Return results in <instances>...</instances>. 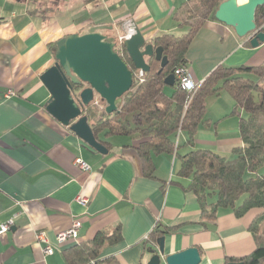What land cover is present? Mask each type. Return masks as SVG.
<instances>
[{"label":"crops","instance_id":"0c3cea01","mask_svg":"<svg viewBox=\"0 0 264 264\" xmlns=\"http://www.w3.org/2000/svg\"><path fill=\"white\" fill-rule=\"evenodd\" d=\"M30 1L50 6L42 11L20 7ZM185 1L0 0V226L13 221L0 236V264H69L65 250L90 243L100 233L119 234V238L106 241L91 264L110 258L118 264H148L158 244L153 247L145 237L158 224L168 228L163 235L166 254L197 247L200 264H226L227 258H242L256 250L250 227L261 210L237 217L224 208L214 221L205 223L196 196L177 184L189 182L177 176L179 152L152 151L155 173L147 178L136 151L145 139L137 134L116 136L136 138L135 143L118 147L110 140L114 137H103L111 144L104 155L46 110L51 94L41 76L56 63L54 44L59 40L83 35L94 26L113 27L107 29L110 35L103 33L108 37L122 36L123 25L126 30L138 27L147 43L164 34L181 36L188 28L180 26L173 13ZM5 5L14 9L6 11ZM78 15L80 19L69 20ZM247 41L233 28L208 20L186 56L197 85L219 66L264 67V42L254 48ZM173 87L166 85L165 93L171 95ZM10 90L13 95H8ZM222 93L216 94L219 101ZM208 98L195 147L185 146L188 133L182 131V138L181 134L172 137L175 147L184 145L183 155L208 149L232 156L233 149L242 145L239 119L232 117L236 103L232 98L233 103L223 102L225 110L211 112ZM77 159L91 169L83 170ZM79 196L89 203L82 205ZM75 219L81 221L78 239L57 247L56 235L68 230ZM41 234L47 242L39 240ZM48 243L55 249L51 255L44 253Z\"/></svg>","mask_w":264,"mask_h":264},{"label":"trees","instance_id":"16d2710c","mask_svg":"<svg viewBox=\"0 0 264 264\" xmlns=\"http://www.w3.org/2000/svg\"><path fill=\"white\" fill-rule=\"evenodd\" d=\"M224 1L227 0L183 2L174 11L173 19L180 26L187 27L188 31L181 36L160 35L148 42L154 48H163L168 65L161 69V63L155 57L149 58L150 71L146 73L145 80L140 83L134 77V86L123 97L118 112L107 114L106 102L100 97L103 109L93 102L88 107L82 106V112L87 116L96 139L108 149L111 144L103 137L137 134L145 139L136 147V151L142 161L144 176L153 178L155 166L152 151L156 154H174L176 147L172 137L179 131L188 133L186 145L195 147L197 128L206 113V99L220 91L230 94L236 103L233 115L239 117L242 145L233 149L230 158L208 149H195L179 155L177 176L189 182L186 185L177 184L196 196L205 223L214 221L220 209L229 208L237 217H243L253 209H260V214L250 227L257 243L256 250L242 258H227L226 264H264V67L219 66L192 94L178 84L172 88L171 95L164 91L165 79L174 74L177 68L187 67L186 56L190 45L208 20H216V11ZM255 22L257 30L264 32V6L257 9ZM253 35L254 32L244 38L248 40L247 44L250 45ZM116 51L134 71V75H137L139 71L134 68L124 44L117 41ZM244 72L254 75L256 80L244 77ZM79 92L80 89L74 87L73 95L76 99L79 98ZM246 174L250 176L246 177ZM167 232L168 228L158 224L149 234V239L156 244ZM118 238L119 234L117 237L115 234L100 233L90 243L65 250V258L69 264H91L100 256L106 241ZM99 264L118 262L110 258Z\"/></svg>","mask_w":264,"mask_h":264},{"label":"water","instance_id":"95a60500","mask_svg":"<svg viewBox=\"0 0 264 264\" xmlns=\"http://www.w3.org/2000/svg\"><path fill=\"white\" fill-rule=\"evenodd\" d=\"M264 6V0H227L220 4L215 18L235 30L240 38L254 32L251 45L259 47L264 42V32L257 30L256 12ZM113 27L94 26L83 35H68L57 42L56 63L41 76L51 96L46 110L61 124L69 127L80 139L101 154H108L107 147L98 141L83 115L82 106L88 107L96 98L106 102L105 111L113 114L119 111L123 97L132 90L135 75L130 66L117 53L116 37H108L101 31ZM122 32H126L123 25ZM136 70L150 71L148 59L155 57L161 69L168 65L163 48H154L147 43L138 27H134L129 38L123 42ZM167 86H175L174 74L165 79ZM74 87L80 89L79 98L73 95ZM158 249L151 250L153 256L148 264H200L202 255L197 247H191L174 254H166L165 237L157 241ZM229 264H244L231 262Z\"/></svg>","mask_w":264,"mask_h":264},{"label":"built area","instance_id":"2783aa9c","mask_svg":"<svg viewBox=\"0 0 264 264\" xmlns=\"http://www.w3.org/2000/svg\"><path fill=\"white\" fill-rule=\"evenodd\" d=\"M133 30H134V28H133ZM133 30H126V32H123V35L119 36V41L121 43H123L127 38H129V36L131 35ZM145 75H146V73L144 71L139 70V73L137 75H135V77L137 78V80L140 83H142L145 80ZM174 75L176 78V84H178V86L180 88L187 91L188 93L192 94V92L197 88L198 85L194 81L193 76L187 67L177 68L174 72ZM9 94L13 95L14 92L12 90H10L8 92V95ZM188 103H189V101H188ZM186 107H187V105H186ZM76 164L79 165L85 171H89L91 169L90 166L85 161H83L81 159H77ZM77 199L82 205H87L89 203L88 198H84V197L79 196ZM12 225H13V221H9L6 224H2L0 226V236H3L4 234H6L10 230ZM80 228H81V221L75 219L73 222V225L68 230L62 231L56 235V243H55L56 246L61 247L62 245L66 244L68 242L77 240ZM149 237H150L149 235L146 236L145 240L148 243H150L153 247H156L157 244L152 243L150 241ZM39 240L47 242V240L43 236V234H41L39 236ZM54 251H55L54 246H52L49 243L44 247V253L47 255L53 254Z\"/></svg>","mask_w":264,"mask_h":264},{"label":"rangeland","instance_id":"374dc122","mask_svg":"<svg viewBox=\"0 0 264 264\" xmlns=\"http://www.w3.org/2000/svg\"><path fill=\"white\" fill-rule=\"evenodd\" d=\"M47 6H50V5H47ZM47 6H41V5H35V4H33V2L32 1H30V2H25V3H23V5H20V7H22V8H26V9H30V10H35V11H39V10H43L45 7H47ZM20 7H18V8H20ZM4 8H6V11H12V9H14V5H5L4 6ZM56 17H60V18H63V19H68L70 16H54V19H56ZM80 15H78V17L76 18V17H72L71 19H69L70 21H73V20H75V19H80ZM79 21V20H78ZM78 24V23H77ZM66 27H68V26H66ZM67 30H68V28H67ZM69 31V30H68ZM101 32H103L104 34L106 33V35H110V31L109 30H103V31H101ZM115 31H113V33H114ZM119 33H122V32H119ZM123 34V33H122ZM114 36L116 37V40L118 41V43H121L120 41H119V34H114ZM244 77H245V75L244 74H242ZM247 78H250V79H252V80H256V77L254 76V75H249V76H246ZM220 92H224V93H222L223 95V98L221 99V101H219V97H217V95L216 94H213V95H210V97L208 98L209 100L207 101V103H209V107L211 108V112H216V111H218V112H220V111H222V109H224L225 110V107H223L222 105H224L223 104V102H225V101H227V102H231V103H233V101H232V97L228 94V93H226L225 91H220ZM219 92V93H220ZM221 97V96H220ZM224 98H226V99H224ZM212 107H216V108H212ZM102 109V108H101ZM241 113H242V115H243V111H241ZM233 117V119H235V120H237L238 121V119H239V117L237 116V115H233L232 116ZM239 122V121H238ZM238 130H239V124H238ZM184 132V131H183ZM181 134V133H180ZM180 134H179V132L177 133V137H178V135L180 136ZM182 134H181V138H182ZM112 142H114V145H118V147L120 146H122V145H124V144H127V143H131V142H134L135 143V141H136V138L134 137V138H126V137H122V138H119V137H114V138H112V139H110ZM178 141H179V139H178ZM138 142H139V140H138ZM185 146H186V144H185ZM185 146L184 145H180V147L178 148V146L175 148V155L179 152L180 153V155H183L184 153H186V149H185ZM226 157L227 158H230L231 156H228V155H226ZM178 167H179V165L176 167L177 168V170H178ZM250 175L249 174H246V177H249ZM242 200H240L239 202H241Z\"/></svg>","mask_w":264,"mask_h":264},{"label":"bare ground","instance_id":"6f19581e","mask_svg":"<svg viewBox=\"0 0 264 264\" xmlns=\"http://www.w3.org/2000/svg\"><path fill=\"white\" fill-rule=\"evenodd\" d=\"M239 1V3H244V2H246L247 0H238Z\"/></svg>","mask_w":264,"mask_h":264},{"label":"flooded vegetation","instance_id":"af4514ba","mask_svg":"<svg viewBox=\"0 0 264 264\" xmlns=\"http://www.w3.org/2000/svg\"><path fill=\"white\" fill-rule=\"evenodd\" d=\"M103 33V32H102ZM116 43H117V40H116ZM96 103V102H95Z\"/></svg>","mask_w":264,"mask_h":264}]
</instances>
